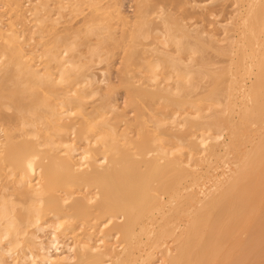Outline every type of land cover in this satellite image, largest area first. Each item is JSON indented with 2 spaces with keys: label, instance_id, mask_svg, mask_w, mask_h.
I'll list each match as a JSON object with an SVG mask.
<instances>
[{
  "label": "bare ground",
  "instance_id": "6f19581e",
  "mask_svg": "<svg viewBox=\"0 0 264 264\" xmlns=\"http://www.w3.org/2000/svg\"><path fill=\"white\" fill-rule=\"evenodd\" d=\"M88 1L105 16L87 17L88 42L76 25L71 42L45 39L53 3L8 2L0 264H264V0L202 1L182 35L138 0L128 60L142 53L147 76H128L124 107L93 68L121 46L113 18L130 20L118 0ZM153 32L165 49L139 51Z\"/></svg>",
  "mask_w": 264,
  "mask_h": 264
},
{
  "label": "rangeland",
  "instance_id": "374dc122",
  "mask_svg": "<svg viewBox=\"0 0 264 264\" xmlns=\"http://www.w3.org/2000/svg\"><path fill=\"white\" fill-rule=\"evenodd\" d=\"M47 1H49V4L51 3V5L53 3V6L50 7L51 9L48 8L49 10L45 12V15L49 16V19H50L49 21L46 22V25H48L49 27L45 28L46 33H47V37L45 39H47L48 42H51L52 40H54L55 33H60L62 37L67 38L68 41L71 42L72 40L71 35H67L69 32H66L65 29L66 27H70L74 25H76L74 26L75 28L82 29L81 36L85 42H88L87 41L88 39H86V35H85L86 27L84 25V23L87 21V17L96 18L98 23H101L105 18L103 14L104 9L102 10L100 9L94 12V7L91 6L88 0H80V5H81L80 7L83 11L77 14L72 13L73 8H74L73 4L76 2V0L75 1L74 0H69V1L68 0H65V1L47 0ZM95 1L97 5L105 6V7L108 6L109 3L112 2V0H95ZM202 1H207V0H153L154 5L156 6L155 12L150 14L149 17L151 21L153 22V26H156V27L158 26L160 28L163 27L162 19L158 15V12H160V9H161V10H164L165 12L164 17L167 20H169L170 22H175L177 24L176 29L178 28L180 29V31H177L178 34L182 35V31H184V29H189L190 27H191L190 30L193 29V31L195 30L198 31L199 26H200V14H199L200 7L199 5L202 4ZM8 2L9 0H0V26H2L4 22L6 23L8 21V17L10 16V13H8V10H9ZM118 3L121 5L124 13L128 16L130 23L124 24V22L120 21L119 19L113 18V21H112L113 29L116 31L117 35L121 39V46L119 48H116L113 52L104 50L105 52L102 54V59L104 58L107 61L105 62V60L103 59L104 61L101 62L100 60L97 59L98 61L96 63L97 65L98 64L99 65L96 66L95 64L93 71L97 74L98 76L97 78L100 81V83L97 84L98 87H100L102 91H106L108 89V86L112 85L117 92V98L119 99V103L124 107L125 100H126L125 95L127 91L124 82H126L128 76L135 77V80L138 83L145 82L146 81L145 76H147L146 75L147 72L144 70V68L141 65V58L144 57L142 53H140V58L135 60L134 62H129L128 60L129 52L133 47V42L131 41V35L133 31L137 28V26L140 24V18H139V12H138V0H118ZM64 5L65 7H67V9H62L61 11L60 6H64ZM58 12L60 13L59 14L60 16L58 15ZM69 13H70V16L68 17L67 15H69ZM51 15H58L59 17L58 16L51 17ZM58 18H60L59 20L60 22L59 21L55 22L54 20H57ZM188 20L189 21L191 20V21L189 22ZM17 22H19V20H17ZM57 22H59V24ZM19 28L22 29L23 25L21 24ZM154 32L149 37L148 41L147 39L142 40L141 42L142 44L138 46L139 51L143 49L145 50L153 49V46H154V49L155 48L165 49L160 44L159 40L156 39V37H159V36L157 34H154ZM45 39H44V42H45ZM92 39L94 42L98 41L97 37H94ZM154 40H156V42ZM167 51H169L171 54L175 56H177L178 54L177 48L174 46L168 47ZM82 52L86 57H89L87 46L82 47ZM190 56L191 55L189 53H184L182 55L184 61H188L190 59ZM149 57L151 59L154 58V54L152 52L149 53ZM103 74H104V77H103ZM164 74H165L164 71L160 72L161 79L163 78V76H165ZM183 117H184V111L178 110V114H177L178 120L182 122Z\"/></svg>",
  "mask_w": 264,
  "mask_h": 264
}]
</instances>
